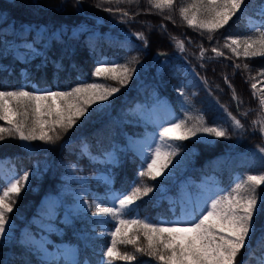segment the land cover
<instances>
[{"label": "trees", "instance_id": "16d2710c", "mask_svg": "<svg viewBox=\"0 0 264 264\" xmlns=\"http://www.w3.org/2000/svg\"><path fill=\"white\" fill-rule=\"evenodd\" d=\"M24 2L25 0H0V16L7 17L8 23L15 24L17 33L21 31L22 24L31 23L33 28L37 25H46L48 28L63 26L66 35L51 50L48 47L50 41L37 44L41 54L34 55L29 60L17 59L9 45L11 42L22 41L31 43L35 32L31 35L25 33L24 36L11 33L6 37L0 36V89L24 87L29 91L69 90L82 82L120 87L118 82L93 76L97 62L123 64L138 56L143 63L119 93L102 105L91 106L86 116L73 129L62 133V139L56 144L22 142L14 138L0 141V161L7 159L13 164L16 177L23 175L25 171L30 172L27 187L19 197H13L14 212L10 214L14 225L13 241L6 248L0 247V261L4 264H19L20 260L41 264L40 255L29 252L28 246L22 242L21 231L23 228L36 230L31 218L35 216L43 197L58 193L66 163H76L84 167L86 173H105L110 184H90L103 197L126 193L139 182L137 173L142 168L141 159L135 149L127 144V140L128 137L145 136L155 128V124H143L139 120L133 111L136 104L149 105L165 98L176 120L187 116L190 118V126L203 117L208 126H222L229 131L230 136L215 138L201 134L200 138L176 141L175 147H180V153L173 158L172 174L161 176L157 181L144 177V183L154 185L155 190L137 201L135 212L125 218L138 216L141 219L148 218L150 222L171 220L177 207L175 210L171 208L168 197L176 196L179 182L187 178L200 180L203 176L213 175L223 189L230 190L239 178L264 172V159L258 152V147H264V136L252 127V121L257 119V111H249L256 110L258 105L250 84L256 83L258 94H264V76L258 75L264 69V57L247 60L237 58L224 47L228 42L225 39L227 36L244 38L255 35L248 26V18L261 20L256 11L262 0H245L243 14L238 12L228 25L211 34L189 27L179 16L178 8L191 0H177L175 10H165L163 13L150 8L148 0H135L134 3L120 5L109 4L106 0H83L82 10L79 12L72 7L73 0H67V10L60 15L53 14L47 7L32 12L15 6ZM40 2L45 6H54L59 0ZM98 3H102L101 8L94 7ZM107 7L127 10L133 18L121 22L118 14L112 15L103 10ZM169 15L172 16L171 20L167 19ZM160 25H165L166 29ZM4 26L0 22V28ZM80 26L85 30L77 38H71L72 30ZM137 32L144 33L148 38L149 45L146 49L142 48L141 42L133 35ZM209 35L212 36L211 40L208 39ZM171 37L184 40L186 51L180 52ZM200 46L208 50L202 59H198ZM212 48L219 49L224 56L216 57L211 52ZM23 50L26 51L24 48ZM158 53L165 55L158 57ZM236 64L241 65L240 69L234 68ZM244 64L249 65V69H245ZM129 67L137 66L129 64ZM250 77L254 79H249ZM233 89L243 102L239 107L237 100L233 99ZM245 112H248L247 117L242 116ZM228 113L244 124L245 130L242 133L234 129ZM85 143L89 145L92 157H96L101 150L115 151L118 163H101L99 160L94 162L89 155H82L80 149ZM43 163L47 164V168L38 176ZM6 186V180L0 174V188ZM162 187L166 188V192H161ZM258 194L264 195V186H261ZM102 206L110 207L113 204L108 202ZM94 210L88 209L72 215L70 224L60 223V232L50 233L48 237L53 243L74 245L79 250V260L87 259L90 264H100L102 251L110 240L107 235L99 233L113 230V224L105 218L93 217ZM262 224L264 218H258L257 234L264 231ZM138 243L146 245L142 234ZM120 250L134 254L131 245H121ZM21 252L24 253L23 256L20 255ZM243 255L242 253L239 258ZM116 264L123 262L117 261ZM134 264L156 262L146 255L137 254Z\"/></svg>", "mask_w": 264, "mask_h": 264}, {"label": "snow or ice", "instance_id": "6c2138e0", "mask_svg": "<svg viewBox=\"0 0 264 264\" xmlns=\"http://www.w3.org/2000/svg\"><path fill=\"white\" fill-rule=\"evenodd\" d=\"M107 3L116 5L124 3H134L135 0H106ZM83 0H73L72 7L81 11ZM150 8L163 13L165 10L172 12L177 8V0H148ZM245 0H191L178 8L179 16L187 25L193 29L207 31L209 34L224 28L237 15L243 14L242 6ZM16 7H24L32 12L43 10L45 7L56 15L63 14L68 7L67 0H59L54 6H45L40 0H25L23 4ZM101 8L102 3L94 5ZM104 11L112 15H119L121 22L133 17L127 10L122 8L107 7ZM256 15L261 17L259 24H254L249 17L251 31L255 35L244 38L227 36L224 47L229 49L237 58L254 59L264 57V0L257 8ZM167 19L171 20L169 15ZM0 22L5 25L0 28V36L6 37L8 34L24 36L25 33L36 35L31 43L25 42L22 47L25 52L20 53L16 44L9 45L16 51V58L19 60H29L34 55H40L37 44L50 41L49 50L55 44L61 42V37L66 35V29L61 27L48 28L37 25L33 28L31 23L22 24L21 31L16 32L15 24L8 23L7 17L0 16ZM165 28V25H160ZM84 27L72 30L71 38L78 37ZM141 42L142 48L149 45L148 38L142 32L133 33ZM175 47L180 52H185L184 40L171 37ZM209 40L212 36L209 35ZM5 43L8 42L5 40ZM208 50L200 46L198 59H202ZM211 52L216 57L224 56V53L217 48H212ZM162 57L165 53H158ZM98 66L93 71V76L118 82L120 87L107 85L104 83L82 82L69 90L35 89L29 91L24 87L14 90L0 89V141L6 138L19 139L22 142L41 141L54 145L62 139V133H67L77 125V122L86 116L93 105H102L109 101L114 94L119 93L121 87L126 86L134 77L137 68L143 63L138 56L132 57L125 63H115L111 61H98ZM134 64L137 67H129ZM241 65L236 64L234 68L240 69ZM245 69L249 65L244 64ZM264 76V69L258 73ZM249 79H254L250 77ZM227 80V77H225ZM207 83V81H204ZM231 87V85H230ZM250 88L253 96L257 98L258 105L257 119L252 121L254 131H258L264 136V94H258L257 84L251 83ZM177 91H180L177 89ZM233 99L237 100V106L243 102L235 95L233 89ZM264 93V90H262ZM181 95L183 93L181 92ZM227 111V109H225ZM248 112L242 113L247 117ZM234 129L238 132L245 130L240 119L228 113ZM189 117L179 119L169 123L167 127H160L157 133L156 142L153 145H144L138 151L142 168L137 173L138 183L134 184L130 191L119 195L108 194L104 197L97 196L94 202L81 201V205L92 211L93 217H102L113 224V230L99 233L107 235L109 244L102 251L100 264H116L117 261L123 264H134L137 254L146 255L156 264H264V231L257 234V219L264 218V195H260L259 190L264 186V172L258 175H247L239 178L235 186L230 190L220 189L219 193H206L196 201H188L191 209L186 215H182L174 220H161L150 222L148 218L141 219L125 218L130 213H134L137 201L147 197L155 190L154 185L144 183L143 178L147 177L151 181H157L159 177L166 174L165 170L173 164V158L180 153V147H173L176 141H185L191 138L205 137L226 138L230 136L229 131L222 126H208L206 120L201 117L198 122L189 126ZM207 142L211 143V140ZM81 154L89 155L94 162L116 163L115 151L101 150L96 157H92L89 145H81ZM261 158L264 159V147H258ZM75 167L74 165L72 166ZM30 172L25 171L23 175L6 181L7 186L0 188V247H8L13 241L11 235L13 222L10 214L14 212L15 200L22 190L27 187ZM97 179L106 180L107 177L99 176ZM83 196L84 193H79ZM111 202L113 206H102ZM49 220L54 219V207L46 213ZM103 222V221H101ZM65 224H70L71 220L65 215ZM49 233L59 231L52 224L40 225ZM264 229V224L261 225ZM140 234L146 240V245L141 246ZM23 243L28 246V251L42 256L41 264H90L87 259H78L79 250L75 247H57L55 252H49L48 246L52 241L41 236L36 239L34 236L25 233ZM131 245L134 254L121 252L120 246ZM244 254L242 258L241 254ZM23 252L20 253L23 256ZM239 258V259H238ZM0 264H4L0 261ZM19 264H32L29 260H20Z\"/></svg>", "mask_w": 264, "mask_h": 264}, {"label": "rangeland", "instance_id": "374dc122", "mask_svg": "<svg viewBox=\"0 0 264 264\" xmlns=\"http://www.w3.org/2000/svg\"><path fill=\"white\" fill-rule=\"evenodd\" d=\"M252 23L259 24V20L251 18ZM248 26L251 27L250 21L248 19ZM25 42H11V44H16L19 47V52L23 53L22 45ZM29 43V42H28ZM16 55V51L13 50ZM134 113L139 118L143 124L154 123L155 128L149 131L145 136L138 138L128 137L127 144L135 149L136 154L141 150L144 145H153L157 139V133L160 127L169 126L170 122L177 121L172 114V109L165 98H160L155 102L145 105L144 103L136 104L134 107ZM176 146V142L173 147ZM123 148V146H119ZM118 163V154L115 152ZM139 156V155H138ZM97 161V160H96ZM75 166L74 168L72 166ZM47 168V164H42L38 176L43 173ZM172 165L169 166V169H166V174L162 175H171L172 174ZM0 174L6 180L12 178H17L14 170L13 164L9 163L7 159L0 161ZM107 175L103 172L90 174L86 173L84 167L76 163H66L65 164V173L61 176V182L59 184V191L57 194H51L43 197L36 209V214L31 218L36 230L23 228L22 233V242L25 233H28L34 236L36 239H40L41 236L47 238L50 234L45 228L40 225L52 224L59 231L51 233L60 232V223H64L65 215H68L71 218L72 215H75L79 212H85L86 206L81 205V201L94 202L97 198L103 197L101 192H98L90 187L91 182L104 183L107 182L103 179H97L96 177ZM7 185V184H6ZM223 189L219 184L218 179L213 176H203L200 180H193L190 178L181 180L177 187V194L174 197H168V201L171 203V208L177 211L174 214V217L171 220H174L182 215H186L187 212L191 209L192 205L188 204V201H196L200 199L206 193H218L220 195L226 194L219 193L218 190ZM225 190V189H224ZM83 192L84 195L80 196L79 193ZM161 192H166V188L162 187ZM55 210V217L52 220H49L46 216V213L50 208ZM12 235V233H11ZM57 247H75L74 245H68L66 243H52L48 246L49 252H55ZM76 248V247H75ZM42 258V256H40Z\"/></svg>", "mask_w": 264, "mask_h": 264}]
</instances>
